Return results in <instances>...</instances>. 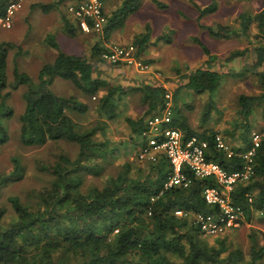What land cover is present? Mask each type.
<instances>
[{
  "label": "trees",
  "instance_id": "obj_1",
  "mask_svg": "<svg viewBox=\"0 0 264 264\" xmlns=\"http://www.w3.org/2000/svg\"><path fill=\"white\" fill-rule=\"evenodd\" d=\"M10 1L0 0V18L5 16ZM63 1L46 7L45 11ZM125 16L118 10L108 18L106 28L122 26ZM239 17V29L220 25L212 31L217 37L248 36L251 27L256 25L254 39L258 44L249 50L234 51L225 60L230 63L246 56V64L236 69H241L243 74H253L260 89L257 95L238 96L241 120L236 129H243L240 134L243 145L234 148L237 153L250 147L251 117L259 114L264 121V9L255 16L243 13ZM65 28L69 36L81 30L69 21ZM150 35V27H147L145 33L134 38L139 56L151 43ZM49 37L47 43L57 55L52 63L42 66L36 80L18 68L14 69L11 79L8 77V48H13V44L0 43V144L8 139L5 123L14 116L7 99L12 92L24 87L25 108L19 116L21 143L42 146L49 141L65 140L77 144L79 153L75 159L60 155L54 165H40V169L48 171L52 177L50 187L38 191L32 201L10 197L13 221L6 220L7 211L0 206V264H241L246 261L244 252L231 250L225 237L209 245L195 222L194 216L218 210L202 197L205 187H218L213 178L196 179L185 169L191 179L190 186L166 189L164 184L171 170L169 163L160 159L156 164H147L146 172L134 162L125 163L120 172L108 177L103 187L85 189L86 174H97L100 169L93 158L100 157L107 163L116 153L114 145L97 137L99 132L105 135L106 121L120 116L119 103L128 91L123 85H111L100 78L99 64L103 62L100 55L104 49L95 47L89 57L66 54ZM205 53L209 59L203 66L190 68L181 76L173 99L175 102L182 90H190L196 95L208 96L210 111L215 106L214 94L231 71L222 69V62L209 50ZM56 78L72 83L88 101L54 93L51 87ZM130 90L140 95L141 104L147 107L146 117L164 106L167 89L158 82H147ZM92 99H98L95 110L101 121L86 128L75 122L70 113L89 112ZM177 113L178 119H174L173 125L184 133L185 140L198 137L207 141L209 160L227 171L245 166L239 155L228 158L217 150V131H196L180 112ZM146 117L126 118L133 141L145 130ZM226 133L231 137L236 134L234 130ZM252 165L254 173L250 180L235 185L230 192L233 203L243 211L240 222L249 221L255 213L264 218V137ZM21 172V167L16 166L11 176H19ZM176 211L190 216H178ZM251 241L246 264H260L264 259V246H258L254 235Z\"/></svg>",
  "mask_w": 264,
  "mask_h": 264
},
{
  "label": "rangeland",
  "instance_id": "obj_2",
  "mask_svg": "<svg viewBox=\"0 0 264 264\" xmlns=\"http://www.w3.org/2000/svg\"><path fill=\"white\" fill-rule=\"evenodd\" d=\"M24 1L13 15L11 28L0 24V43L13 44V48H8L7 74L10 79L13 77L14 69L18 68L20 72L36 80L42 66L54 61L57 52L47 43L49 35L61 52L89 57L95 47L105 49L114 45L134 44V36L145 33L147 26H150V36L154 42L152 47H148L151 53L147 56H144L145 53L140 55V59L151 67L149 74L134 67H118L105 62L99 64L102 75L100 78L111 85H123L128 95L119 103L120 116L114 121H106L105 135L102 136L99 132L97 137L114 145L116 153L107 163L100 157L93 158V162L97 163L100 169L97 174H86L85 189L93 186L103 187L108 177L120 172L123 165L128 162H134L137 167L140 166L147 171V163L139 162L137 159L139 139L134 141L131 139V130L126 123L127 117L132 119L146 117L147 107L141 104L140 95L131 93L130 89L144 85L150 76L152 79L150 82L164 85L173 95L181 76L190 68L203 66L204 60L209 59L205 50L219 58L221 65H224L222 69L231 72L224 77L220 88L214 94L215 106L210 111L208 96L182 90L175 102L173 99L174 119H178L177 112H180L192 129L196 131L213 129L233 149L243 145L240 142L243 129H236L241 120L238 115L237 99L241 94L257 95L260 89L253 74H243L241 69L237 70V67L225 63V60L234 51L249 50L258 44L254 39L257 34L256 25L251 27L248 36L241 34L239 37L231 35L217 37L212 31H216L220 25L239 29L241 22L239 16L243 13L255 16L264 9V0H107V2L103 0L107 18L109 17L106 4L112 8L111 10H122L126 15L122 21L124 26L110 34L106 27L100 33L79 30L75 32L76 36H69L65 25L66 21H69L77 27L68 7L78 0L69 1V6L68 2H64L47 15L39 3L48 4L49 0H27V6ZM16 17L19 21L17 26L14 23ZM133 25H141L140 34H138L140 28L133 30ZM123 34H129L130 39L123 40ZM15 64L17 67H14ZM51 88L57 95L74 96L84 102L88 101L72 83L61 78H56ZM24 90V87H20L7 99V104L14 110V116L5 123L8 139L0 144V206L6 209L8 222L13 221L15 217L8 201L10 197L16 196L23 201H32L38 191L50 187L52 177L48 171L41 170L40 165H54L60 155L75 159L79 153L77 144L65 140L49 141L42 146H25L21 143L19 116L25 108L22 99ZM7 92L8 89L4 90L3 94ZM97 100L92 99L89 102L91 110L85 114L70 113L72 119L86 128L96 126L101 121L95 110ZM250 125L252 127L250 135L255 132L264 133V121L259 114L251 117ZM228 130H234L235 136H228L226 133ZM16 166H20L22 172L19 176L12 177ZM244 221L222 236L204 235V238L209 245H214L217 239L225 237L231 250L241 249L244 252L246 261L241 264H246L252 245L251 236L254 235L258 246H264V218L255 213L249 221L246 219Z\"/></svg>",
  "mask_w": 264,
  "mask_h": 264
},
{
  "label": "built area",
  "instance_id": "obj_3",
  "mask_svg": "<svg viewBox=\"0 0 264 264\" xmlns=\"http://www.w3.org/2000/svg\"><path fill=\"white\" fill-rule=\"evenodd\" d=\"M23 0H11L8 3L6 14L0 18V24L11 28L14 13L21 8ZM69 3V2H68ZM67 3V4H68ZM70 3L68 4V6ZM69 14L74 18L77 27L82 31L103 32L108 23L103 0L76 1L68 7ZM92 23V26L89 25ZM101 60L111 65L134 67L149 74L150 65L143 62L138 55L136 46L114 45L101 51ZM173 95L167 91L164 106L150 114L145 121V130L139 136L137 159L139 162L156 164L160 159L169 163L170 175L164 188H188L191 179L185 172L190 170L196 179L213 178L218 187H205L202 191L204 201L211 206H217L215 213L199 214L194 216L195 222L205 236L217 237L227 233L237 226L243 218L242 209L235 205L230 198V192L235 185L245 183L253 175V157L264 133L255 132L251 135L250 147L243 152H235L223 138L217 134L216 147L228 158L239 155L244 159L245 166L240 170L227 171L218 163L209 160L208 142L198 137L185 140L184 133L173 125L172 112ZM178 216H190L183 211H176Z\"/></svg>",
  "mask_w": 264,
  "mask_h": 264
},
{
  "label": "crops",
  "instance_id": "obj_4",
  "mask_svg": "<svg viewBox=\"0 0 264 264\" xmlns=\"http://www.w3.org/2000/svg\"><path fill=\"white\" fill-rule=\"evenodd\" d=\"M26 1L27 0H25L24 2H25V6H27V3H26ZM58 1L59 0H49V2H48V4H45V3H39V5L42 7V8H44V9H42V10H45L46 9V7H48V6H50V5H54L55 3H58ZM69 1H71V0H64L62 3H64V2H69ZM105 2H107V0H104ZM54 4H53V3ZM62 3L61 4H59V5H57V6H53L49 11H46L45 12V15H47V14H49L50 12H51V10L52 9H58L59 8V6H61L62 5ZM47 5V6H46ZM107 9H109V11L107 10ZM112 8H109V6L106 4V11H107V15H108V17H112V16H114V14L116 13V12H118V10H116V11H114V9L113 10H111ZM111 10V11H110ZM44 13V12H43ZM112 13V14H111ZM117 22H118V20H117ZM14 23H15V26H17V25H19V21H18V18L16 17V18H14ZM148 23V22H147ZM146 23V24H147ZM135 25V24H134ZM132 26L133 28V30L134 29H138V28H140V30L138 31V34H140L141 33V25H139V26ZM124 26V24L122 25V26H120V27H117V28H110L109 29V34L110 33H113V32H116L117 30L119 31V30H121V27H123ZM147 27H150L149 25L147 26ZM123 30H124V28H123ZM75 36H76V33H75ZM134 36V35H133ZM136 36H138V35H136ZM136 36H134V38L136 37ZM130 37L131 36H129V34H126V35H122V39L123 40H125V41H127V40H129L130 39ZM151 41V43H149V45L147 46V48H146V50L144 51V56H147V54H150L151 53V50L148 48V47H152L153 46V44H154V42H152V40H150ZM52 48V47H51ZM53 49V48H52ZM56 51V50H55ZM57 52V51H56ZM75 55V54H74ZM41 55L39 54V57H40ZM149 56V55H148ZM158 56V55H157ZM42 57V56H41ZM40 57V58H41ZM159 57V56H158ZM245 58H246V56L244 57V58H239L238 60H236V61H233V62H230L229 64L230 65H233L234 67H240V66H244L245 64H246V60H245ZM54 60V59H53ZM204 61H206V60H204ZM144 78H146V77H144ZM147 79L149 80L148 82H150V81H152V79L150 78V76L149 77H147ZM145 80V79H144ZM260 264H264V259L260 262Z\"/></svg>",
  "mask_w": 264,
  "mask_h": 264
}]
</instances>
